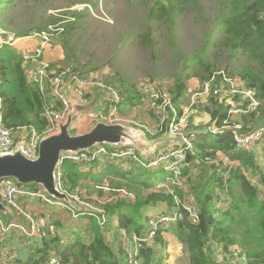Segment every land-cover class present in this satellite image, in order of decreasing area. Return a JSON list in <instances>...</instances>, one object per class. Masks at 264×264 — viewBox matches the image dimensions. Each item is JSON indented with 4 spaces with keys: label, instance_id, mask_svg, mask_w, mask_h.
Segmentation results:
<instances>
[{
    "label": "trees",
    "instance_id": "16d2710c",
    "mask_svg": "<svg viewBox=\"0 0 264 264\" xmlns=\"http://www.w3.org/2000/svg\"><path fill=\"white\" fill-rule=\"evenodd\" d=\"M12 1L0 0V18L3 12L10 8ZM186 3L197 5L198 0H154V5L149 9L148 21H164L173 27L176 17L181 14ZM221 3L218 24L225 34L223 45L259 61L264 68V0H221ZM57 23V20L51 22ZM4 30L9 32L6 28ZM29 34L19 33L17 37L24 38ZM29 65L31 64H25L23 54L14 46L6 44L0 48L4 122L9 128L34 126L41 132L47 124L43 117L45 109L56 104L58 107V103L57 101L54 103L48 79L44 77L41 83V79L31 78L28 72ZM191 67L194 68V75L186 78L181 74L176 75L169 90L172 102L180 113L184 110L182 101L188 93L189 80L197 77L202 84L207 79V73L208 75L212 73L201 53L193 55L181 70L185 72ZM240 78L245 87L253 91L259 102L254 111L240 119L243 131L250 132L264 126V77L245 68L240 73ZM108 84L116 86L112 80H108ZM119 90L122 94L125 93L123 106L128 107V110L143 103L145 95L137 91L135 86L122 84ZM200 109L210 115L212 123L208 127L220 128L228 117L229 105L211 96ZM206 129L207 126L198 128L199 135L194 140V154L189 155L188 164L183 171L186 184L196 196L200 220L197 224L191 223L187 212L181 210L182 217L177 224L159 232L157 247L164 243L163 234L174 228L182 251L188 254L189 264H217L215 248L221 247L228 252L234 246L241 249L247 264H264V147L261 153L263 160L260 161L259 153L257 155L255 152L250 153L236 148L233 130L226 129L214 135L208 133ZM221 155L227 156L234 165L227 166ZM91 164L93 163L65 161L62 165L64 187L80 191L85 187L87 195H91L93 190L88 184V176L93 170ZM130 168L126 171L121 168L123 174L114 175L124 182L114 180L112 187H126L137 195L136 202L121 200L109 204L106 208L108 218H115L117 226L126 236L133 232L141 234L146 230L142 216L143 208L166 204L169 210L175 204L172 195L152 191L153 181L148 179L138 181L128 177L132 171L141 169L135 165ZM156 171L146 170V174L151 176L157 173ZM104 180L98 178L96 186L105 185L102 184ZM27 187L33 191L40 190L38 185ZM144 191L148 193L144 194ZM219 192L225 197L221 208H217V202L221 200ZM175 195L183 198L181 190L176 189ZM0 217L7 225L13 221V215L10 214L0 213ZM14 217L19 218L16 215ZM88 220L86 228L91 235V241L88 243L83 241V237H77L74 243L65 246L57 233H52L50 228H43L40 236H33L38 237L41 242L35 238L34 252L25 264H48L52 257H57L62 264H121V257L115 254L107 241L108 231L105 228L108 223L102 228L98 223L92 224L95 219ZM111 233L109 232L110 236ZM154 255L152 248L141 249L143 264H154Z\"/></svg>",
    "mask_w": 264,
    "mask_h": 264
},
{
    "label": "rangeland",
    "instance_id": "374dc122",
    "mask_svg": "<svg viewBox=\"0 0 264 264\" xmlns=\"http://www.w3.org/2000/svg\"><path fill=\"white\" fill-rule=\"evenodd\" d=\"M153 5L154 0H13L10 8L3 12L0 18V30L6 33L7 31L4 30L6 28L8 34L16 37L19 33H30L27 36L29 38L17 37L18 41L14 45L19 51H23L24 47H30V51L23 56L35 53L42 46L43 40L38 36V38L33 37L34 33L39 32L38 29L48 32L51 38L48 44L49 52L44 53L42 57L44 63L54 70L58 67L73 66L86 75L98 76L106 83L112 80L116 83L114 87L117 89L125 84L135 86L137 91L142 92L152 85V95L159 92L169 95L176 75L181 74L183 78L194 75L193 67L185 72L181 69L196 53L202 54L211 71L223 70L229 76L236 78L238 84H241L240 73L245 68L264 77V68L259 61L223 45L225 34L218 24V16L222 8L221 0H198L197 5L186 3L181 14L176 17L173 27L164 21H148L149 9ZM53 20H57L58 23L51 24ZM209 76L207 73L206 78L208 79ZM98 93L96 91L93 96ZM99 97H101L99 112L102 113V117H106L108 105L104 102L105 97H102V94ZM147 105L151 106L150 101L137 104L130 110H123L122 107L120 115L127 123L134 121L147 125L141 117L132 114L133 110H142ZM147 114L152 116L149 110ZM188 116L189 124L196 123L206 127L212 123L210 115L200 108L189 111ZM88 117L86 116V119L89 120ZM78 120L79 118L75 122L77 123ZM87 128L77 127L76 131L81 129L85 131L88 130ZM103 145L110 147L108 143ZM165 145L168 147L170 143L166 142ZM259 157L262 161L261 153ZM97 165L101 167L100 170L97 169ZM90 167H93V170L88 177L95 182L98 178L105 179L102 184L107 180L111 187L115 183L114 180L124 182L114 177L124 172V169L122 170L118 165H111L109 162L103 164L98 161ZM156 172L149 176L146 170L136 169L128 177L138 181L148 179L153 182L165 177L162 170ZM147 193L144 191V194ZM33 201L37 206L33 205L26 209L31 211L36 223L38 220L40 222L41 216H35L34 212H41L46 218L43 228H50L52 233H57L62 239L68 235L73 242L80 236L84 238L83 241H91L84 218L79 217L80 219L74 220L66 215L65 211L47 205L39 199ZM25 205L27 206V203ZM167 208L169 207L166 204L143 208L142 216L146 227L148 228L149 217L166 211ZM55 212L64 213L63 222L54 214ZM14 220L18 218L13 216ZM92 224L96 225L97 222L93 220ZM105 229L108 231L107 241L111 243L113 249H116V243L118 244L119 239L126 234L117 226V220L111 217L108 218ZM109 232H112V237ZM175 234L174 228L164 234L165 241L158 247L159 251L155 258L157 262L155 261L154 264H189L188 254L180 250ZM10 246L8 239L1 243L0 260L4 263L11 256ZM238 249L242 254L241 249ZM121 264L126 263L122 261Z\"/></svg>",
    "mask_w": 264,
    "mask_h": 264
},
{
    "label": "built area",
    "instance_id": "2783aa9c",
    "mask_svg": "<svg viewBox=\"0 0 264 264\" xmlns=\"http://www.w3.org/2000/svg\"><path fill=\"white\" fill-rule=\"evenodd\" d=\"M43 40L42 46L32 54H25V64L35 65L36 71L31 72L30 77L34 80L46 77L51 87V94L56 105H50L43 113L47 124L43 131H38L34 126L9 128L4 122L2 82L0 80V155L10 154L16 150H21L24 155L31 159H36L39 152V145L42 138L57 133L60 124L65 122L72 110L71 99L80 101L92 97L98 91L105 97L104 102L108 105V112L104 121L109 124L122 123L132 125L142 130L149 138L167 137L170 145L164 150H160L150 159H143L133 148H111L98 146L88 152L69 153L61 157V164L58 169V188L73 203L69 205L62 200L51 198L44 189L33 191L26 186L19 185L15 180L4 178L0 180V198L2 202L10 208L15 215L24 218L30 226L28 229L24 225L5 224L0 217V232L7 234L12 228L20 229L26 237L40 235L45 226L46 219L42 216L36 223L31 211L26 209V203L39 199L41 202L56 208L65 210L74 219L88 217L95 219L98 225L105 228L108 223L107 206L116 201H127L134 203L137 195L126 188H113L108 184L97 187L101 193L87 195L80 190H70L64 187L62 165L65 161L77 163L110 162L125 170L135 165L144 170H162L165 177L154 182L153 192L172 195L174 206L165 211L148 218V228L141 234L131 233L123 236L119 240V249L126 264H143L141 249L157 247L159 232L177 224L182 217L181 210L187 212L188 220L197 224L200 220L199 207L196 196L190 191V186L183 178L184 168L188 164L190 154H194V140L199 135V131L191 130L189 124V111L199 109L202 104L207 103L209 97H215L220 102L229 105L228 117L223 121L222 127L207 126L206 131L214 135L222 133L226 129L233 130V137L237 149L247 152H262L264 147V126L250 132L243 131L241 117L254 111L259 102L255 98L252 90L247 89L240 79L229 76L225 71H212L206 81L192 90L188 99L189 105L182 113L172 102L170 95L161 92L153 94L152 85H149L142 93L145 95L143 103L150 101L151 106L146 108L150 111L153 125H145L123 120L121 108L123 107V95L114 86L106 83L98 76L86 75L73 66L58 67L56 70L42 61L46 47H48L51 34L45 31L34 33L35 38ZM29 38V37H27ZM18 38L13 35H6L0 30V48L3 45L14 46ZM145 88V87H142ZM101 118V119H102ZM103 120V119H102ZM223 162L227 166H233L230 159L221 155ZM183 192V198L175 195V190ZM220 194V192H219ZM221 200L217 202V208H221L224 195L220 194ZM112 236V235H111ZM226 252L221 247L215 248V259L217 264H247L246 259L241 254L238 247H232ZM182 250V248L180 249ZM240 252V253H239ZM242 256H241V255ZM48 264H62L57 257H52ZM101 264V263H95Z\"/></svg>",
    "mask_w": 264,
    "mask_h": 264
},
{
    "label": "water",
    "instance_id": "95a60500",
    "mask_svg": "<svg viewBox=\"0 0 264 264\" xmlns=\"http://www.w3.org/2000/svg\"><path fill=\"white\" fill-rule=\"evenodd\" d=\"M101 94H96L98 95L96 102L100 100L99 95ZM102 97H104L103 94ZM71 103L72 110L66 121L60 124L59 131L41 139L36 159L27 157L21 150L0 155V180L10 178L19 185H38L51 198L73 205L58 188V169L63 155L88 152L92 148L104 146L103 143H108L111 148H133L145 157L154 154L160 144V141L151 142L148 140V136L134 126L122 123L109 124L101 118L91 131L81 135H73L69 131V127L75 114L79 111L96 110H93V103L95 104V102L83 104L78 99H71ZM96 105L99 107L98 103ZM164 141L170 143L171 140L164 138ZM146 159L150 158L146 157ZM0 213L10 214L13 212L0 201Z\"/></svg>",
    "mask_w": 264,
    "mask_h": 264
},
{
    "label": "crops",
    "instance_id": "0c3cea01",
    "mask_svg": "<svg viewBox=\"0 0 264 264\" xmlns=\"http://www.w3.org/2000/svg\"><path fill=\"white\" fill-rule=\"evenodd\" d=\"M36 46H38V45H36ZM16 48V47H15ZM48 48V49H47ZM46 52H45V54H47L48 52H49V46L48 47H46ZM19 53H22V54H24V53H26V52H28V51H30V47H24L23 48V51H19L18 49H16ZM33 71H36V68H35V66L34 65H29V75L31 74V72H33ZM201 83H200V80H198V79H196V78H191L190 80H189V82H188V86H189V88H188V93L186 94V96H185V99H183V101H182V108L183 109H186L187 107H188V105H189V101H188V99H189V97H190V95H191V93H192V90L193 89H195L196 87H198L199 85H200ZM97 96L98 95H95V96H93V97H90V98H88V99H86V100H83V101H80L81 103H83V104H88V103H92V102H95V104L93 103V107H94V109L93 110H96V111H89V112H83V111H79V112H77L76 114H75V116H74V118H73V121H72V123H71V125H70V127H69V131L71 132V134H73V135H81V134H85V133H87V132H89V131H91L93 128H94V126L96 125V123L98 122V120H99V118H102V113L101 112H99V107H97V105H96V103H98L99 104V100L96 102V98H97ZM208 102V101H207ZM206 104V103H205ZM204 104V105H205ZM125 109H127V107H125V106H123V110H125ZM145 109V110H144ZM144 109H142V110H133L132 111V114H134V115H138V117H141V119L142 120H144V121H146V124H149V125H153L154 124V119L152 118V116H149V114H147L148 113V109L146 108V106H145V108ZM128 110V109H127ZM102 111V110H101ZM80 114V115H79ZM86 116H89L88 118H89V120L88 119H86ZM79 118V120L77 121V123L75 122V120H77ZM81 122H83L82 124H80ZM80 124V125H79ZM200 124H196V123H193V124H190V129L191 130H196V131H198V128L199 127H201V126H199ZM79 128V127H82V128H87V127H89V128H87L88 130H78V131H76V128ZM149 138V137H148ZM164 138H166L167 139V137H159V138H149L148 140H150L151 142H155V141H160L159 143V145L157 146V149H156V151H155V153L154 154H152V155H148V156H145V157H143L139 152V154H140V156L143 158V159H146V157L147 158H151L153 155H155L157 152H159L160 150H164V149H166L167 148V146L165 145L164 146V144L166 143L165 141H164ZM162 141V142H161ZM164 141V142H163ZM257 155H258V153H262L261 151H259L258 149L256 150V152H255ZM107 162H105V163H103V164H106ZM97 169L98 170H100L101 169V167L99 166V165H97ZM125 170V169H124ZM126 171V170H125ZM112 179V178H111ZM113 180H114V177H113ZM111 181V180H110ZM88 184H89V187H90V189H92L93 190V193L91 194V195H94V194H97L98 193V191H95L94 189H96V185H97V183L94 181V180H92V178H89L88 179ZM105 184H109V182H107V180H106V182H105ZM27 187V186H26ZM40 189H43L42 187H40ZM81 191H83L84 193H86L87 194V189L84 187V189H81ZM89 195V194H88ZM0 201L2 202V200H1V198H0ZM35 203V201H33V202H30V203H27V207H31V206H37V205H35L34 204ZM56 208V207H55ZM59 210H62V209H60V208H58ZM168 209V208H167ZM167 209H166V211H167ZM62 211H65V210H62ZM13 212V211H12ZM163 212H165V211H163ZM45 213V212H44ZM65 213H66V215H68V216H70L66 211H65ZM160 213V212H159ZM3 215H6V214H4V213H2ZM58 218H59V220H61V222H63L64 221V219H65V215H64V213L62 212L61 214H57L56 212L54 213ZM156 214H158V213H156ZM10 215H15V213L13 212V213H10ZM34 215L36 216H43L42 214H41V212H34ZM17 216V215H16ZM48 216H50V215H48ZM44 217V216H43ZM20 218V219H19ZM18 218V220H14V221H12L10 224H16V225H24L25 227H26V229H27V227L29 226L28 225V223H26L25 222V220H23L21 217H19ZM45 218V217H44ZM82 218H84L85 220H83L84 222H85V225L86 224H88V218H86V217H84V216H82ZM46 219V218H45ZM73 219V218H72ZM80 219V218H79ZM75 220V219H74ZM76 220H78V219H76ZM48 221H49V219H48ZM80 224V223H79ZM61 227H62V224L60 225ZM52 229L54 228L52 225L50 226ZM60 227V228H61ZM87 229V228H86ZM65 230V229H64ZM63 230V231H64ZM170 230V229H169ZM164 235V234H163ZM89 236V235H88ZM91 236V235H90ZM60 237V236H59ZM81 237V236H80ZM38 238V237H37ZM73 238H75V235H73ZM175 238H176V236H175ZM6 239H8L9 240V242L11 243V246H10V249H11V256L9 257V259L8 260H6V262L4 263L3 261H1L0 260V264H25L28 260H29V258H30V256L33 254V252H34V250H33V247L34 246H36V239L35 238H25V236L21 233V231H20V229H17V228H12L11 230H10V232L9 233H7V234H1V232H0V246H1V243L2 242H5V240ZM60 239H61V242H62V244H64L65 246H67V245H69V244H72V243H74L73 242V240L72 239H70L69 238V236L68 235H66V237H63V239H62V237H60ZM38 240H40L39 238H38ZM20 241V242H19ZM165 241V240H164ZM176 241L178 242V245L180 244L179 243V241H178V239L176 238ZM40 242H41V240H40ZM84 242H86V243H88L87 241H84ZM22 243V244H21ZM110 245H111V243H109ZM19 246H21V247H19ZM116 246H117V248L116 249H113L114 250V252H115V254H117V256L118 257H121V261L120 262H122V261H125L124 260V258H123V256H122V254H119V243L117 244L116 243ZM181 244H180V247L179 248H181ZM19 247V248H18ZM112 247V246H111ZM159 251V249H158V247H156L155 249H154V263H155V261L157 262V260H155V258H156V253ZM182 251V250H181ZM73 254V253H72ZM182 254V253H181ZM159 256V255H158ZM157 256V257H158ZM73 259H75L74 257H73ZM126 263V262H125Z\"/></svg>",
    "mask_w": 264,
    "mask_h": 264
}]
</instances>
